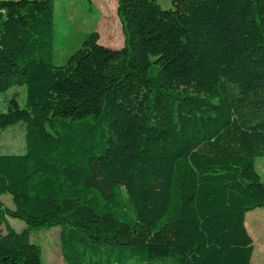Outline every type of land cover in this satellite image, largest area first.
Masks as SVG:
<instances>
[{
  "label": "trees",
  "instance_id": "trees-1",
  "mask_svg": "<svg viewBox=\"0 0 264 264\" xmlns=\"http://www.w3.org/2000/svg\"><path fill=\"white\" fill-rule=\"evenodd\" d=\"M54 0H0V264H251L264 207V0H116L124 42L53 62ZM24 89L22 101L19 90ZM8 217L26 227L14 230Z\"/></svg>",
  "mask_w": 264,
  "mask_h": 264
},
{
  "label": "rangeland",
  "instance_id": "rangeland-1",
  "mask_svg": "<svg viewBox=\"0 0 264 264\" xmlns=\"http://www.w3.org/2000/svg\"><path fill=\"white\" fill-rule=\"evenodd\" d=\"M164 6V0H159ZM169 8V7H162ZM55 48L53 53L54 64L60 65L67 56L78 48L86 34L97 31L99 43L118 48L124 42L122 25L117 15V5L114 0H54ZM18 98L22 101L24 89H18ZM9 94V93H8ZM8 94L0 93V111L6 110ZM25 125L17 123L0 130V153H22L25 149ZM255 167L264 182V156L255 158ZM0 200L9 208L13 207L9 194L0 195ZM264 207H258L245 214L247 231L253 241L251 264H264ZM8 223L16 230L21 231L26 224L17 218L8 217ZM61 227L32 229L30 239L39 244L43 264H60L59 234Z\"/></svg>",
  "mask_w": 264,
  "mask_h": 264
},
{
  "label": "crops",
  "instance_id": "crops-1",
  "mask_svg": "<svg viewBox=\"0 0 264 264\" xmlns=\"http://www.w3.org/2000/svg\"><path fill=\"white\" fill-rule=\"evenodd\" d=\"M115 2H116V0H114ZM158 1V3L162 6V4H161V2L159 1V0H157ZM164 6H162V7H170L171 6V1L170 0H164ZM99 41V40H98ZM106 46V45H105ZM122 46V45H121ZM120 47V46H119ZM259 214H261V215H264V212H260ZM245 226H246V228H248V225H247V221H245Z\"/></svg>",
  "mask_w": 264,
  "mask_h": 264
},
{
  "label": "water",
  "instance_id": "water-1",
  "mask_svg": "<svg viewBox=\"0 0 264 264\" xmlns=\"http://www.w3.org/2000/svg\"><path fill=\"white\" fill-rule=\"evenodd\" d=\"M108 47H110V46H108Z\"/></svg>",
  "mask_w": 264,
  "mask_h": 264
}]
</instances>
